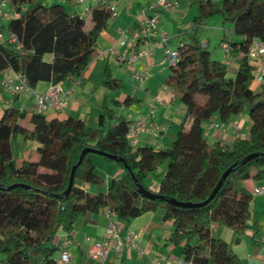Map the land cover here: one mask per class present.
<instances>
[{
  "label": "trees",
  "instance_id": "obj_1",
  "mask_svg": "<svg viewBox=\"0 0 264 264\" xmlns=\"http://www.w3.org/2000/svg\"><path fill=\"white\" fill-rule=\"evenodd\" d=\"M17 15L0 31L14 36L0 40V73H21L29 88L39 83L62 84L81 79L96 59V43L111 19L103 6H92L89 20L81 18L62 4L45 5L40 0H0ZM197 10L191 35L177 48V61L170 67L164 85L172 90L185 107L191 125L180 128L165 150L132 148L127 132L132 122L101 102V114L90 126L78 117L46 120L35 112L27 118L15 107L5 108L0 119V254L1 264H55L60 232L71 234L77 220L98 214L107 208L124 225L158 209L163 220L171 223L167 245L181 247L183 264H241L231 246L211 235V225L231 229L241 236L250 228L254 203L242 183L264 182V89L254 92V66L247 57L252 41H264V0H191ZM213 15L222 26L231 25L239 41L222 42L237 54V71L227 77L226 66L211 58L198 38V28ZM103 86L119 92L121 83L112 78L109 67L103 70ZM138 102L126 97L116 107ZM247 114L249 133L231 145L210 143L202 124L217 115L225 122ZM27 120L28 127L21 125ZM17 138L34 143L37 162L14 159ZM113 155L121 161L101 156L122 171L104 192L93 194L78 187L89 183L104 186L86 154L74 173L70 192L67 188L72 167L83 149ZM250 154L256 158L243 162ZM125 165V166H124ZM165 172L157 192H150L144 181L158 168ZM232 168L213 199L203 207L184 208L169 201L197 204L204 202L220 176ZM22 184L27 188L16 187ZM163 199H148L139 186ZM239 238L234 244H239ZM255 243V242H254Z\"/></svg>",
  "mask_w": 264,
  "mask_h": 264
},
{
  "label": "crops",
  "instance_id": "obj_2",
  "mask_svg": "<svg viewBox=\"0 0 264 264\" xmlns=\"http://www.w3.org/2000/svg\"><path fill=\"white\" fill-rule=\"evenodd\" d=\"M45 5L62 4L71 12H78L79 7L75 0H40ZM88 6H98L100 4H115V16L112 17L107 27L101 31L96 43L97 57L88 67L81 79H71L61 84L65 91V107L58 110H47L44 113L46 120H65L69 117H78L85 120L90 126H94L96 119L101 114V102L106 99L109 108L115 109L117 113L125 117L130 122H134L139 117L146 116L154 97L161 100V104L153 106L154 113L149 117L147 131L138 138L137 147L152 148L156 151L165 150L175 140L179 128L191 125L190 119L186 116L185 107L180 102L178 96L164 85V80L170 72V66L164 61V48H159L149 57L138 60L135 66H128L120 62L114 54L104 57L100 55L106 51L122 53L120 41L122 33L128 36L139 35V28L134 19V14L138 10H148L149 6L156 0H86ZM178 7L172 13L162 10H149V13L157 18V26L160 31L168 38V48L177 50L182 42H187L191 35L193 19L197 16V10L189 5L191 0H177ZM218 1V0H215ZM219 16V15H218ZM223 35L226 33L229 40L239 41L233 35L231 25L222 26ZM8 20L0 19V28L6 27ZM228 27V30L226 28ZM222 35V37H223ZM222 40V39H221ZM171 42H175L172 47ZM204 42L207 45L206 41ZM221 43L217 47L215 61L224 62L229 60L227 77H233L237 71V54L228 52ZM109 67L112 78L121 83L120 96H114V92L107 91L103 86V70ZM136 69L146 73V79L139 83L130 79V71ZM13 72L6 70L0 73V79L10 77ZM51 84L39 83L33 91L44 93ZM251 90L260 92L264 89V84L253 81ZM126 97L135 98L138 102L130 107H116L115 102H123ZM2 98L8 102L7 107H15L26 113L27 116L35 112L34 98L31 92H24L11 96L2 92ZM0 104V119L5 108ZM212 125H216L213 127ZM250 122L247 114L230 118L223 122L215 115L202 124L203 135L207 140L218 141L222 144L231 145L236 139H244L249 133ZM160 128L159 133H155V127ZM169 135V138H168ZM17 138L16 144L21 146L37 145L24 142ZM18 141V142H17ZM26 143V144H25ZM22 152L23 155H27ZM17 154L20 152L17 150ZM24 157H17L16 164L24 160ZM92 163L97 176L104 181V186L82 183L78 187L84 191L98 194L104 192L109 183L122 176V171L112 163H107L101 156H91ZM164 166L157 169L145 181L144 186L150 192H157L159 183L164 175ZM247 186H243L252 194L255 187L264 186V182L245 181ZM254 211L250 228L241 236H237L231 229L211 225V235L228 243L235 255L240 259L241 264H264V195L254 196ZM107 217L103 211L98 214H87L77 220L71 234L67 235L60 232L56 237L55 244L59 250V244L63 239L68 238L70 244L67 247L70 260L67 264H182L181 247L172 250L167 245V239L171 233V223L163 220V210L143 214L128 224L124 225V235L133 233L137 235L135 247L125 245L121 255L109 253L103 259H93L90 248L93 244L102 241L104 228L107 224ZM239 238V244H234L235 239ZM255 242V243H254ZM58 250L55 254L57 256ZM0 254V264L3 260Z\"/></svg>",
  "mask_w": 264,
  "mask_h": 264
},
{
  "label": "built area",
  "instance_id": "obj_3",
  "mask_svg": "<svg viewBox=\"0 0 264 264\" xmlns=\"http://www.w3.org/2000/svg\"><path fill=\"white\" fill-rule=\"evenodd\" d=\"M79 11L76 12L81 18H85L90 12L86 0H75ZM177 0H156L153 2L148 10H138L134 14V19L139 28V35L128 36L125 33L120 41V48L122 53L117 54L114 51H106L100 56L104 57L108 54H114L120 62L126 63L128 66H135L140 58L149 57L155 53L159 48H164V61L168 62L170 67L174 66L177 61V51L168 48V38L165 33L159 30L157 26V18L149 13V10H162L167 13H172L178 7ZM105 7L111 14V18L115 16V4L106 5ZM14 10L9 8L6 3L0 4V19L9 20L16 17ZM8 36L11 43L16 41L14 36L0 31V40ZM205 45L204 42H201ZM181 45V44H180ZM224 48L230 52L228 45ZM247 57L250 63L254 66V80L260 84H264V41L254 40L247 51ZM225 66L229 65V60L223 62ZM130 79L136 82H143L146 79V73L133 69L130 71ZM2 92L11 96H15L24 92H31L34 98L35 113L44 115L47 110H58L65 107L67 91L61 84L51 85L44 93H35L33 89L29 88L26 83V78L21 73H13L10 77L0 79V104L7 107L8 102L2 98ZM161 104L158 97H154L151 102L148 114L139 117L131 123L128 132L127 140L132 148L138 146V138L141 134L147 131L149 126V117L154 113L153 106ZM216 127V125H212ZM155 133H159L160 128L155 127ZM247 137V136H246ZM264 195V186L255 187L252 191V196ZM108 221L104 228L102 241L93 244L90 248V254L93 259H103L109 253L121 255L125 245L135 247L137 243V235L128 233L124 235V224L119 221L116 215L105 208L102 210ZM70 244L68 238L63 239L59 244L57 256H55V264H67L70 260L67 247ZM183 264V263H182Z\"/></svg>",
  "mask_w": 264,
  "mask_h": 264
},
{
  "label": "rangeland",
  "instance_id": "obj_4",
  "mask_svg": "<svg viewBox=\"0 0 264 264\" xmlns=\"http://www.w3.org/2000/svg\"><path fill=\"white\" fill-rule=\"evenodd\" d=\"M85 19L88 21L89 17L88 15L85 17ZM219 16L213 15L208 20L204 22L202 26L198 28L197 36L200 41H206L207 45L205 46L206 51L209 53H212V57L215 58V53H217V47L221 43L223 30L221 27V24L219 23ZM228 26V25H226ZM228 30V27L226 28ZM172 47L175 46V42H171ZM121 94L120 92H114V96L119 97ZM28 118V116H27ZM21 125L28 127L27 120L23 121ZM180 129V128H179ZM188 127H185L184 130H187ZM203 132V131H202ZM169 138V135H168ZM21 141V139H19ZM18 142V141H17ZM210 143L211 141L208 140ZM26 144V143H25ZM17 150L20 152V154H17ZM14 151V159L16 160L17 157H24L25 159L29 160L30 162H37L39 159L38 154L36 153L34 147L32 146H21L19 147L17 144L13 147ZM28 152L27 155H23L22 152ZM242 186H247V183L245 181L242 183Z\"/></svg>",
  "mask_w": 264,
  "mask_h": 264
},
{
  "label": "water",
  "instance_id": "obj_5",
  "mask_svg": "<svg viewBox=\"0 0 264 264\" xmlns=\"http://www.w3.org/2000/svg\"><path fill=\"white\" fill-rule=\"evenodd\" d=\"M88 153L89 154L98 155V156L107 157V158H109V159H111L113 161H121L120 158H118L116 156H113V155H107V154H104L102 152H99V151H96V150H93V149H88V148L87 149H83L81 151L80 155H79V159H78L77 163L72 167V169L70 171L68 185H67V188L64 191L63 195H67L70 192V190L72 188V185H73V181H74V173H75V170L79 166V164L81 163L83 157L86 154H88ZM257 156H258V154H250V155H248V156H246L244 158L243 162L244 163L245 162H248L251 159L256 158ZM231 169L232 168H228L227 170H225L223 172V174L220 176L219 180L217 181L215 187L213 188L212 192L210 193V195L208 196V198L204 202L197 203V204L181 203V202H175V201H169V202L172 203V204H175L176 206L184 207V208H192V207L199 208V207H203V206L207 205L213 199V197L216 194V192L220 189L222 183L225 181V179L228 176V174L230 173ZM16 187L27 188V186H25V185L15 184V185L10 186L8 189H12V188H16ZM139 189H140L141 193L143 194V196L145 198H148V199H151V200H154V199H163L162 196H160V195L147 192L141 185L139 186Z\"/></svg>",
  "mask_w": 264,
  "mask_h": 264
}]
</instances>
